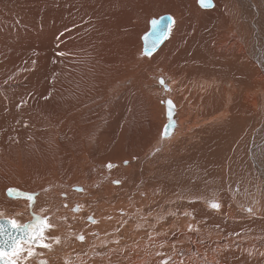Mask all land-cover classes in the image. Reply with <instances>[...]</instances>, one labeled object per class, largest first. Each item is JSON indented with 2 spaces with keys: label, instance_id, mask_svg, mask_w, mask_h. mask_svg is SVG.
<instances>
[{
  "label": "bare ground",
  "instance_id": "obj_1",
  "mask_svg": "<svg viewBox=\"0 0 264 264\" xmlns=\"http://www.w3.org/2000/svg\"><path fill=\"white\" fill-rule=\"evenodd\" d=\"M210 4L206 9L197 0H0V188L7 186L2 174L27 162L42 165L35 158L38 152L44 151V163L64 156V140L77 143L81 126L95 122L98 112L109 119L119 114L121 100L114 96L106 102V113L96 103L127 76L120 69L123 56L141 62L140 72L160 66L157 74L161 70L178 83L177 109L169 99L163 102L167 123L174 126L160 142L162 154L140 165L127 160L125 179H114L108 167L95 165H83V171L79 166L53 169L46 176L43 169L32 176V184L43 183L31 194L45 199L39 205L50 208L49 221L55 222L46 235L63 228L65 236L50 250L36 249L32 264H264V0ZM169 17L173 26L166 38ZM155 18L167 34L151 52L154 47L144 38L154 31ZM141 46L142 59L136 54ZM101 64L119 74L105 80L92 77ZM59 82L72 96L65 98L66 108L46 120L61 128L55 147L48 150L34 141L32 153L22 152L18 143L27 134L19 121L43 125L36 105L43 109L46 96L55 100ZM29 95L30 107L24 102ZM61 104L56 101L55 106ZM106 123L110 121H102ZM113 125L87 139L95 144L93 150L108 148ZM252 128L251 156L242 167L233 163L239 153L229 152L232 177L217 178L218 149L225 142L243 152L251 143L247 133ZM204 132L217 136L203 138ZM39 135L50 139L48 130ZM140 148L135 145L129 155ZM43 167L32 168V173ZM76 176L82 191L65 184ZM252 184L256 189L247 191ZM14 193L10 196L26 199ZM2 201L12 208L19 201L29 204L0 193L5 218ZM211 201L219 208H210Z\"/></svg>",
  "mask_w": 264,
  "mask_h": 264
},
{
  "label": "rangeland",
  "instance_id": "obj_2",
  "mask_svg": "<svg viewBox=\"0 0 264 264\" xmlns=\"http://www.w3.org/2000/svg\"><path fill=\"white\" fill-rule=\"evenodd\" d=\"M210 6L211 4L208 7ZM206 9H209V8H206ZM153 20L155 21L156 18ZM133 24L135 23L133 22ZM172 26H173L172 24L169 25L168 35L166 38H168ZM151 28H154V26L152 25ZM140 41H141L140 45L144 43L141 38H140ZM163 43L164 41L162 42V44ZM160 45L152 49L151 52L156 51ZM141 49H142V46L137 49L136 54L142 59L144 57L141 55ZM133 58L134 57L131 56L130 54L127 56H123V64L121 65L120 69H121V72H123L126 69L127 76H125V78L120 79L119 81L116 80V82L113 85V88H110V90L108 89L109 91L106 89L107 92L105 90L102 93L101 97L99 98V101H98L99 103L98 102L96 103L98 104L97 109L101 107V111L106 113L105 109L108 108V105L106 104L107 101H109L110 99L111 100L115 99L117 101L121 100L120 104L122 105V108L119 114H115L114 117L112 116L113 118L112 120V118L109 119L108 116H105L104 113L99 114L98 112L97 115L99 118L97 117L95 122H90L88 124L86 123L81 126V133L77 135L78 137L77 143L75 142L73 143L71 138H66L64 140V143H63L64 156L61 154H58L56 157H54V159L47 158L46 162L44 163L43 162L44 156L40 157V155H44V151L38 152L36 154L38 157H35V158H37L38 162H41L42 165H44L42 169L36 170L34 173H32V168H39L42 166V165H38L35 161H32V166L29 162H27L22 165H19L15 170L10 171L7 174L6 173L2 174V177H1L2 181L6 179V184H7L6 187L0 188V193L3 195L4 199L8 197L9 200L10 199L27 200L23 198L11 197L8 194V190L13 189L15 190L13 192H21L23 194H31L32 192L39 190L41 184L43 183V180L32 184V176H34L36 172H39L43 169H44V176H46L53 169H65L66 170L67 168H71V167L75 168L79 166L78 171H83V167H82L83 165L84 166L95 165V166H102V167L104 166L108 167V165H112L111 168L108 167L107 172L110 173L112 176H115L114 179H119L118 177L125 179L126 171H123L122 169L127 168L126 167L127 160L132 159L135 161L136 165H140L142 163H145L148 160L155 159L159 155L162 154V151L160 150L162 148L159 145L161 141L165 140L162 136V133H163L162 131H163L165 124L168 122L166 119V110H165V105L163 102L169 99L170 101H172L175 108L177 109L179 101L176 99L175 94H176L177 88L174 84L178 85V83L177 82L173 83L170 77L163 74L161 70L160 72L162 73V75L161 73L157 74L156 70L160 66L151 65L150 67H148L149 71L145 70V72L143 71L140 72L141 62L131 63ZM118 74L119 73L116 71V69H114L111 73V69L108 66L101 64L96 68L95 74L91 76L96 77V78H103V80H105L108 77H114ZM17 75L18 73H15L13 78H16ZM241 75L242 74H239V76ZM139 76H143L142 79H139ZM160 80L163 81V83H160ZM75 86L78 88L79 86L78 83ZM171 86L173 89L171 88ZM216 86H218V84H216ZM165 87H167L168 89H165ZM53 91L51 92L55 94V97H56L55 100L48 99V97L46 96L44 97L43 102H42V104L44 105L43 109H40V107L36 105L38 110L42 112L45 118L46 125L45 123L43 125H35L37 124V122L28 124V123H23L24 121L22 122L19 121V125L21 126V129L24 131V133L27 134V137L24 138L23 142L18 143V146H20L22 152L27 151V153H32L33 146L31 147V145H33L34 141L38 142L40 145L47 148L48 150H51L52 148L55 147L54 143L57 139V136L60 134L61 128L48 124L46 120L56 117L55 112L59 113L61 110L66 108L65 98L72 96V95L70 91L68 90V87L61 82L58 83V87L55 88ZM30 96L31 95L26 96L24 99V102L28 103L29 107L31 105ZM113 96L116 98H114ZM56 101L62 102V104L60 106H55ZM229 101L231 100L229 99ZM22 106L23 104L20 105V108H22ZM52 106L55 107V109L52 110L51 109ZM32 110L34 111L36 110V108L32 106ZM175 115H174V119H175ZM256 118H257L258 125L261 124L262 115L259 110L256 113ZM105 119L109 120L110 123L112 124L114 121V125H116V127H114V125L112 126V128L114 129L111 132L109 139L106 137L107 138L106 144L108 145V148L107 149L105 148L104 149L105 151L93 150L95 144L88 142L87 139L91 135H94V134L97 135V132L106 131L109 129L108 124L110 123H106L102 125V121H104ZM118 119L119 121L117 122ZM186 119L191 121L190 116H186ZM115 122H117V124ZM45 130L49 131L50 139H46L39 135L43 133ZM239 131L240 129H236V133ZM204 133H207V135L204 136L203 138L213 137L214 139L217 136V134L215 133H209V132H204ZM253 133H254V128L248 130L247 134L250 137L249 139L251 143L249 144V146L244 147L243 152L241 153L237 149L233 148L231 144H227L223 142V144L221 145V147L218 149V152H217L218 159L221 164L219 165V167L215 166L214 168L215 170H217V178L232 177L230 175L228 166L233 161L229 159V154H228L229 152L239 153L237 160L233 163L243 167L244 163H246L247 156H251V149L254 147ZM132 135H135V136H132ZM150 138H152V140L150 141V143H147L148 142L147 139H150ZM135 145H139L141 147L140 151L138 153H135L137 152L136 150L134 151L135 154L130 156L129 154H132V152H129V150L132 148H135ZM223 147H226V149L222 150ZM228 148L229 150H227ZM150 151H155V152L150 154ZM92 155L99 156V157L91 158ZM17 157L18 159H21V155L19 153L17 154ZM92 161H95V163L91 164L90 162ZM158 169L162 171H166L165 167H158ZM100 172L101 171H99L98 173ZM124 179H121V180H124ZM253 179L255 180L254 176H253ZM79 181L82 182V180L78 176H76V177H73L71 180H67L65 184H68L70 187H73L75 191L81 185L79 184ZM107 185H110V180H107L104 183L105 187ZM239 189L240 188L238 187L237 192H240ZM255 189H256L255 184H252L249 187V189H246V190L254 191ZM43 200L45 199L44 198L38 199V197H36L34 207L31 209V211H34L37 215L47 216L48 218H52L47 215V212L50 211V208H47L46 204L39 205V203ZM69 203L70 202H68L67 204ZM210 203H215V202L211 201ZM3 204L5 203L3 202ZM28 205L24 204L22 201H19V204H16L14 208H12L11 205L9 206L5 204V206H7L6 208L7 217L15 218L22 223L29 222L31 219V215H30V210H29ZM59 210H60V206H57V212H59ZM49 223L55 226L54 221H49ZM50 237H52V239L48 243H50L53 246H58L59 243L55 242L56 238H58L59 240H62L65 237L63 233V228L52 232ZM95 239L96 237L92 235L91 242L93 243ZM91 248L92 246L89 247L88 250ZM32 261H34V258H31L28 264H32ZM89 261L92 262V259H90ZM84 264H88V262H84Z\"/></svg>",
  "mask_w": 264,
  "mask_h": 264
},
{
  "label": "snow or ice",
  "instance_id": "obj_3",
  "mask_svg": "<svg viewBox=\"0 0 264 264\" xmlns=\"http://www.w3.org/2000/svg\"><path fill=\"white\" fill-rule=\"evenodd\" d=\"M198 2L202 7L207 8L211 0H198ZM167 19L170 25L172 18ZM153 26V36L155 38L152 40L151 46L155 47L167 33L158 29L157 21H153ZM61 55L63 54L61 53ZM108 167L111 168L112 165H108ZM115 183H118V181ZM13 191L15 190L9 189L8 194L11 195ZM78 191H82V189H78ZM24 198L29 201L28 207L31 215L29 222L22 223L15 218H5L4 213L0 211V264H28L30 259L37 255L36 249L50 250L52 247L48 243L52 237L46 235V232L52 227L49 218L31 211L35 203V197L32 194H24ZM210 207L218 209L219 204L211 203ZM248 211L251 212L252 210L248 209ZM78 239L83 240V236H79ZM55 242L59 243V239L56 238ZM37 264H46V261L39 260ZM161 264H168V262L162 261Z\"/></svg>",
  "mask_w": 264,
  "mask_h": 264
},
{
  "label": "water",
  "instance_id": "obj_4",
  "mask_svg": "<svg viewBox=\"0 0 264 264\" xmlns=\"http://www.w3.org/2000/svg\"><path fill=\"white\" fill-rule=\"evenodd\" d=\"M153 29H154V28H153ZM158 29H159V30H162V31H166V33H167V30H166L165 28H163V27H159V26H158ZM164 37H165V36H163V37L160 39L159 43H157L156 46H158V45L163 41ZM154 38H155V37L153 36V32H152V33H149L148 36L144 38V41H145L146 44H147V43H148V44H151V43H152V40H153ZM156 46H155V47H156ZM151 47H152V46H151ZM155 47H154V48H155ZM160 83H161V80H160ZM168 109H171V108H168ZM173 126H174V124H170V123H166V124H165V126H164V128H163V131H162V132H163V133H162L163 138H164V137H167V136L170 135ZM12 195H16V194H15L14 192H12Z\"/></svg>",
  "mask_w": 264,
  "mask_h": 264
}]
</instances>
